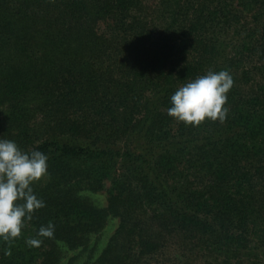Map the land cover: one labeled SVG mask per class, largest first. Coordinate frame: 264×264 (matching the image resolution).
<instances>
[{
	"label": "trees",
	"instance_id": "16d2710c",
	"mask_svg": "<svg viewBox=\"0 0 264 264\" xmlns=\"http://www.w3.org/2000/svg\"><path fill=\"white\" fill-rule=\"evenodd\" d=\"M226 1L0 0V137L47 154L49 173L32 185L45 206L20 236L0 238V264H58L61 243L82 245L111 215L119 224L91 264H137L172 232L198 253L190 264H261L252 250L256 236L264 243V23L248 38L239 12L231 27L219 19ZM239 4L252 22L264 8ZM109 19L119 37L100 32ZM248 62L262 82L244 91ZM225 69L234 83L223 122L168 114L179 87ZM86 188L105 189L106 206L81 198ZM49 222L54 236H38ZM32 237L43 242L29 246Z\"/></svg>",
	"mask_w": 264,
	"mask_h": 264
},
{
	"label": "clouds",
	"instance_id": "9594fccd",
	"mask_svg": "<svg viewBox=\"0 0 264 264\" xmlns=\"http://www.w3.org/2000/svg\"><path fill=\"white\" fill-rule=\"evenodd\" d=\"M228 70L212 71L179 87L170 97L168 114L193 126L206 118L223 122L229 112L227 93L233 86ZM48 156L40 150L24 151L12 139L0 137V238L9 240L21 235L25 221L45 206L33 189V184L48 173ZM55 225H41L37 235L51 238ZM43 241L29 238V246Z\"/></svg>",
	"mask_w": 264,
	"mask_h": 264
},
{
	"label": "rangeland",
	"instance_id": "374dc122",
	"mask_svg": "<svg viewBox=\"0 0 264 264\" xmlns=\"http://www.w3.org/2000/svg\"><path fill=\"white\" fill-rule=\"evenodd\" d=\"M153 2V1H150ZM232 2L231 6H225L223 9L221 8L222 12L219 13L217 16L219 19L223 20L224 14H227L229 18L231 19L229 23L230 24L233 22L234 19V14H238L239 16H242L241 22L244 27V32L243 35H248L252 37H260L261 33V24L264 23V8L259 10V13L261 11V14L258 16L257 21H253V17H250L249 15H245L243 13H246V11L242 10L241 5L239 4V0H230ZM229 1H226L225 4L228 5L230 3ZM258 8V7H256ZM239 9V10H238ZM249 12V10H247ZM247 14V13H246ZM191 17V19L194 20V16L188 15ZM216 16V17H217ZM156 18V16H155ZM192 20V21H193ZM108 24L105 25L104 22L100 21L99 29L101 32V29L104 33L108 35V37H113L114 38L117 36L119 37V29L120 28H114L112 25V21L110 19L107 21ZM169 23V18L168 17H161L157 18L155 21L154 26H149L153 30H151V37L157 38L158 35L160 34L161 31H163V27H165L166 24ZM182 25H187L184 22L181 23ZM164 25V26H163ZM228 30L231 32L230 28ZM227 30V31H228ZM242 34V33H241ZM117 39V38H116ZM115 39V40H116ZM247 65H250V69L254 71V79L251 81H246L245 84H243V90L244 91H249L251 87L256 88L260 87V83L262 82V76L260 72H255V67H253L251 62H248ZM241 77V75H240ZM239 77V78H240ZM260 95V98L262 97V92H258ZM120 144H127L129 142L128 138H123V140L117 141ZM101 143V142H100ZM141 144L139 143H134L133 141L130 143L131 148H135L134 150L136 152L140 153ZM144 148V146H143ZM140 149V150H139ZM143 153H145V149L142 150ZM76 161L73 162V166H75ZM46 181V178L43 177L39 183H44ZM110 184L108 180H104V185L107 187ZM81 198L85 199L87 202L91 203L92 205L96 207H105L107 204V192L105 189H98V190H90L86 188L85 190L81 191ZM120 221V217L116 215H111L107 218L106 224L104 228L97 232H92L88 235L87 240L82 245H79L78 247H73L69 248L67 245L61 243L58 247L59 253H60V261L58 264H91V262L95 261L98 256L101 255V249L104 247L106 244L108 238L113 234L115 229L117 228L118 224ZM165 238L163 241H161V245L153 251L154 253L149 255L148 259H145L143 261L138 262L137 264H190L192 263L195 259L198 258V253H186L185 254V248H183V244L187 243V240L183 238L181 234L178 232L176 233H165L163 235ZM256 239V245L254 250H252L255 253V257L259 258L261 264H264V243H261V239L258 241L257 236L255 237ZM184 252V253H183ZM257 253V254H256ZM185 254V255H184ZM192 261V262H190ZM247 263V262H246ZM239 264H245V260L241 261Z\"/></svg>",
	"mask_w": 264,
	"mask_h": 264
}]
</instances>
